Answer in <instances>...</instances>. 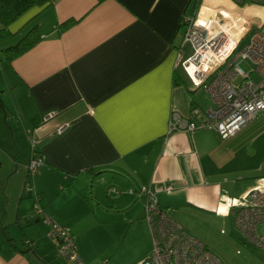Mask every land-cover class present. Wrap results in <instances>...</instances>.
Listing matches in <instances>:
<instances>
[{
    "label": "crops",
    "instance_id": "1",
    "mask_svg": "<svg viewBox=\"0 0 264 264\" xmlns=\"http://www.w3.org/2000/svg\"><path fill=\"white\" fill-rule=\"evenodd\" d=\"M220 10L246 23L239 47L264 34V0H52L9 24L14 33L34 24L41 39L0 67V264H73L59 256L43 218L31 217L36 204L94 264L87 231L103 213L133 210L130 220L148 235L142 186L187 230L183 211L231 214L233 198L264 183L233 166L235 136L264 139V111L227 141L214 129L169 133L173 111L186 116L212 104L178 61L182 19ZM68 19L76 22L60 31ZM184 49L187 56L191 47ZM35 153L45 162L31 177Z\"/></svg>",
    "mask_w": 264,
    "mask_h": 264
},
{
    "label": "built area",
    "instance_id": "2",
    "mask_svg": "<svg viewBox=\"0 0 264 264\" xmlns=\"http://www.w3.org/2000/svg\"><path fill=\"white\" fill-rule=\"evenodd\" d=\"M181 25L183 35L178 61L192 85L203 88L212 104L206 109L194 107L186 116L173 111L169 133L206 128L214 129L221 139L227 140L264 111V34L256 31L248 44L239 47L248 27L241 17L232 18L222 10L210 17H203L199 12L186 16ZM186 44L191 47L187 56L184 55ZM65 129L66 126H62L57 133ZM31 142L34 148L37 140L31 139ZM44 162L43 155L35 153L27 162L29 174L34 176ZM130 192L133 193V189ZM141 193L147 198L144 219L153 246L149 255L137 264H224L171 216L150 186H142ZM229 211L234 214L236 225L246 240L264 249V232L259 230L260 225H264V183L250 188L240 198H233ZM36 215L48 224L47 235L57 241L60 257L73 264H86L68 227L44 214L38 204L31 217Z\"/></svg>",
    "mask_w": 264,
    "mask_h": 264
},
{
    "label": "rangeland",
    "instance_id": "3",
    "mask_svg": "<svg viewBox=\"0 0 264 264\" xmlns=\"http://www.w3.org/2000/svg\"><path fill=\"white\" fill-rule=\"evenodd\" d=\"M29 28L24 29L21 33L11 35L7 39L0 40V67H6L9 61L10 53L6 48L16 44ZM242 65L245 66L246 64L242 63ZM233 140H235L233 153L239 155L238 158H235L237 163L233 162L236 169L234 174L255 173L256 176L262 177L260 180L264 179L263 137L253 142L250 141V136L240 133ZM30 176L33 177L31 174ZM32 184L33 181L29 179L23 186L24 191L31 189ZM108 189L109 187H105V195H107ZM113 190L115 189L110 188V191ZM119 195V193H112L110 196L114 198ZM132 214L133 210L132 212L125 210L110 211L101 215L102 222H92L87 234L90 238L88 243L94 264H103L104 262L108 264H134L133 261L142 251L152 248L153 240L148 227V235H146L141 225L130 220L129 217ZM182 214L183 223L187 230L206 244L224 264H264V249L255 247L246 240L236 225L233 213L221 215L198 211L195 214L194 211H183ZM259 230L264 232V225H260ZM54 259H57L59 264H68L58 257Z\"/></svg>",
    "mask_w": 264,
    "mask_h": 264
},
{
    "label": "trees",
    "instance_id": "4",
    "mask_svg": "<svg viewBox=\"0 0 264 264\" xmlns=\"http://www.w3.org/2000/svg\"><path fill=\"white\" fill-rule=\"evenodd\" d=\"M52 0H0V40L7 39L16 33L11 32L8 28L17 17L24 13L31 6H47ZM76 22L74 19H68L59 25L60 31H64ZM41 35L37 26L31 27L16 44L9 46L6 50L9 51L8 59L22 55L32 48L39 40ZM1 102V99H0Z\"/></svg>",
    "mask_w": 264,
    "mask_h": 264
},
{
    "label": "snow or ice",
    "instance_id": "5",
    "mask_svg": "<svg viewBox=\"0 0 264 264\" xmlns=\"http://www.w3.org/2000/svg\"><path fill=\"white\" fill-rule=\"evenodd\" d=\"M220 211H221V212H223V211H224V209H223V208H221V209H220Z\"/></svg>",
    "mask_w": 264,
    "mask_h": 264
}]
</instances>
